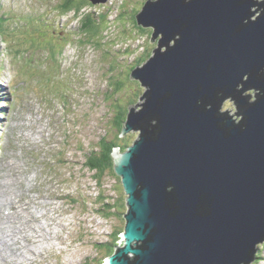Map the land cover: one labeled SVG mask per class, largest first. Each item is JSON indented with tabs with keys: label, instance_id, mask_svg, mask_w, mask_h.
Instances as JSON below:
<instances>
[{
	"label": "water",
	"instance_id": "water-1",
	"mask_svg": "<svg viewBox=\"0 0 264 264\" xmlns=\"http://www.w3.org/2000/svg\"><path fill=\"white\" fill-rule=\"evenodd\" d=\"M137 22L159 47L134 75L146 92L128 127L141 137L113 154L131 211L109 263L252 264L264 243V0H149Z\"/></svg>",
	"mask_w": 264,
	"mask_h": 264
},
{
	"label": "rangeland",
	"instance_id": "rangeland-1",
	"mask_svg": "<svg viewBox=\"0 0 264 264\" xmlns=\"http://www.w3.org/2000/svg\"><path fill=\"white\" fill-rule=\"evenodd\" d=\"M24 1L26 5L31 3ZM78 1H82L77 3L85 8L76 19L74 13L53 17L54 25H58V28L54 27L57 31L81 29L85 15H102L101 11H106L105 5L94 7L85 0ZM143 3L144 0H116L118 11L105 17L116 16L122 9L124 13L119 21L116 17L109 23L107 36L103 37L99 31L97 37L92 31L82 29L107 47L106 50L87 45L84 33L73 32L57 43L53 31L49 30L52 23L34 21L31 10L25 15L22 14L25 9L20 14L11 15L8 9L0 6V37L6 47L4 52L0 51V56L4 55L3 62L0 61V81L7 87L10 83V90L0 87V91H7L9 100L4 101L7 104L4 106L7 112L10 111L0 132V154L14 168L19 167V176L14 179L13 185L17 193H21L26 186L34 188L36 194H31L33 196L61 197L51 199L49 202L52 203L45 205L43 213L47 226L54 233L53 240L37 245L33 253L34 257L49 255L53 261L42 263L43 259L38 257V264H88V259H96L90 264H108V256L115 252L108 254L105 242H113L117 246L124 242L121 233L127 224L125 216L129 212V195L122 179L110 171L100 184L96 173L87 169L86 163L87 153L104 147L102 137L108 135L110 141L116 140L119 130L115 122L123 112L119 107L135 106L146 92V88L131 79L130 72L132 60L135 61L131 62V66H137L143 56L153 55L158 46L151 42L153 30L139 26L143 30L137 29L133 16L128 12L129 6L139 12ZM0 4L17 8L19 3L16 0H0ZM37 6L47 17L52 9L61 8V3L59 0H33L31 7L36 9ZM109 9L113 10L111 6ZM63 21H67L66 28L59 26ZM116 21L119 27H115ZM106 23L102 31L107 28ZM132 31L141 35L137 36ZM111 39H116V42ZM69 40H72L73 46L66 51ZM128 48L139 51L114 56L117 51ZM119 78L124 84L118 93L113 88ZM252 94L248 91L244 96ZM41 98L49 102L43 103ZM111 98L114 106L109 102ZM117 99H120L118 107L114 102ZM220 111H230L234 116L236 107L226 102ZM140 137L141 131H137L120 137L117 142L133 147ZM57 161L58 164L55 163ZM102 194L105 195V202L100 199ZM99 199L101 201L97 202ZM76 201L79 204H75ZM107 202L119 204V207L108 210L111 217H103L96 210ZM27 208L41 211L42 206L33 199ZM117 232L119 241L108 235ZM94 244H102L104 249ZM122 247L125 248V244ZM257 251L252 264H264V243L257 247ZM259 254L261 257L257 258ZM28 262L36 263L30 260L24 264Z\"/></svg>",
	"mask_w": 264,
	"mask_h": 264
},
{
	"label": "bare ground",
	"instance_id": "bare-ground-1",
	"mask_svg": "<svg viewBox=\"0 0 264 264\" xmlns=\"http://www.w3.org/2000/svg\"><path fill=\"white\" fill-rule=\"evenodd\" d=\"M59 1L61 9H65V0ZM91 4L95 7L98 6L97 4ZM68 12L74 13L73 17L75 19L79 14L75 10ZM87 16L85 15V18ZM84 30L87 31V29ZM165 49L163 47L161 51ZM2 92L7 94L6 90ZM249 92L255 96L254 90H249ZM41 99L43 103L49 102L48 100L44 101L43 98ZM224 102L233 104L230 99H226ZM141 108L137 107L136 109ZM229 116L232 117V114L229 113ZM55 163L58 164V161ZM18 170L19 167L14 168L10 161H7L0 154V264H24L30 260L38 261L39 256L34 257V249L43 242L53 240L52 235H54L50 227L47 226L43 213L46 211L45 205L50 206L52 202L49 201L60 199V196L53 198L33 196L31 194H36L34 188H27L26 186H23L21 193H17L13 185L14 179L19 176ZM33 199L40 203L42 206L41 211L27 208L29 202ZM111 247L106 246L105 248L107 250Z\"/></svg>",
	"mask_w": 264,
	"mask_h": 264
},
{
	"label": "trees",
	"instance_id": "trees-1",
	"mask_svg": "<svg viewBox=\"0 0 264 264\" xmlns=\"http://www.w3.org/2000/svg\"><path fill=\"white\" fill-rule=\"evenodd\" d=\"M87 1L89 4L91 2H89L88 0H85ZM77 2H82V1H78V0H65V9L64 11L65 12H68V11H72V10H75L77 12H81V10L83 9V7L85 8V6L83 5H79ZM144 4V3H143ZM95 7V6H94ZM128 12L131 16H133V21H135V25L136 27L138 26V22H137V19H136V16L138 14V11L135 10V8L129 6L128 7ZM135 12V13H134ZM123 13L118 17V21L119 19L123 16ZM134 14L135 17H134ZM103 20H105L103 17H102ZM100 16H96L95 14H90L87 16V18H85V20H83L84 22V26L79 29V32L80 33H84V35L86 36V39H85V43L87 45H90L91 43L92 44H95L96 46L98 47H102L104 50L107 49V47H104L102 46L99 41H97L95 38H93L91 35H89L87 32L89 31H92V33H94L97 37H98V32L100 31L101 34L104 36H107L109 35V28L107 27L104 31H102V26L104 25V21H100L102 20ZM118 21L115 22V27H119L118 26ZM82 29H87V32H85L84 30ZM130 29V28H129ZM137 29H142V28H139L137 27ZM131 30V29H130ZM143 30V29H142ZM135 35L139 36L141 35L140 33H137V32H134L132 31ZM106 40V38H105ZM104 40V41H105ZM103 43L105 45H108L107 42H104ZM125 53H116V56L115 57H119L121 55H124ZM103 55H105L104 51H103ZM151 58V55H147V56H143L141 59H140V62H143V63H146L149 59ZM110 59H112V55L110 56ZM137 65V66H140L142 63H140ZM118 63V62H117ZM116 64V62H115ZM119 86V85H118ZM128 109H126L127 111ZM115 126L118 128L119 130V135L118 137L116 138V140L114 141H111V143L109 144H106L104 145L103 148L99 150H97L96 152H93L94 154V157L91 159V162L89 164V161H88V164H87V167L92 171V172H96V177H97V180L98 182L101 184L102 183V180L103 178L105 177V175L110 172L112 170V168H114V160H113V153H114V150H115V147L117 146H122L120 145V143H118L117 141L119 140L120 138V134H121V131H122V128H123V122L121 120H117L115 122ZM103 140V139H102ZM125 148H122V151L123 152H126L127 151V148L126 146H124ZM111 168V169H110ZM113 171V170H112ZM111 171V173H112ZM61 199V197H60ZM100 199L101 200H104V202L106 201L105 199V195L102 194L100 196ZM98 200L97 202H100L101 200ZM114 207H119V204L116 202V205L113 206L111 203L107 202L105 204H102V205H99L97 207V212L100 213L102 216H112L110 213V211H108L109 209H113ZM108 214V215H107ZM120 214L123 215V213L120 211ZM119 233H115L114 236H117ZM95 246V245H94ZM142 248V247H141ZM117 248L116 246H112L111 248H108V253H112L113 251H115ZM262 252V251H260ZM260 254L257 256V258H260ZM96 259H88L87 260V263L90 264L91 262L94 263ZM257 263V262H255Z\"/></svg>",
	"mask_w": 264,
	"mask_h": 264
},
{
	"label": "clouds",
	"instance_id": "clouds-1",
	"mask_svg": "<svg viewBox=\"0 0 264 264\" xmlns=\"http://www.w3.org/2000/svg\"><path fill=\"white\" fill-rule=\"evenodd\" d=\"M117 249H122V246H119V248H117ZM117 249H116V250H117ZM116 250H115V251H116ZM108 254H110V253H108ZM114 256H115V254H110L108 257H114Z\"/></svg>",
	"mask_w": 264,
	"mask_h": 264
}]
</instances>
